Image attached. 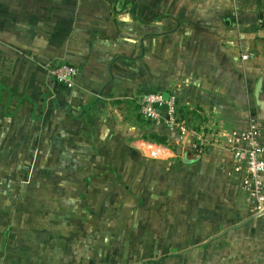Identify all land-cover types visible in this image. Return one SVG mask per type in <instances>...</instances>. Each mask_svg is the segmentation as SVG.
I'll return each instance as SVG.
<instances>
[{
    "label": "crops",
    "instance_id": "1",
    "mask_svg": "<svg viewBox=\"0 0 264 264\" xmlns=\"http://www.w3.org/2000/svg\"><path fill=\"white\" fill-rule=\"evenodd\" d=\"M56 64L77 67L72 88ZM157 92L188 112L184 139L165 107L161 125L140 114ZM260 99L264 0H0V264H100L101 234L264 264L228 146Z\"/></svg>",
    "mask_w": 264,
    "mask_h": 264
},
{
    "label": "built area",
    "instance_id": "2",
    "mask_svg": "<svg viewBox=\"0 0 264 264\" xmlns=\"http://www.w3.org/2000/svg\"><path fill=\"white\" fill-rule=\"evenodd\" d=\"M244 59L248 56L244 55ZM56 81L68 88L76 83L78 69L70 64H56L51 68ZM162 107L166 108V122L184 139L190 132L185 121L178 119L177 97L170 95L168 99L161 92L148 93L141 102L142 116L161 125L165 120ZM228 146L233 155V171L238 177L240 189L246 193L250 201L253 215H264V122L251 117L244 129L232 130L228 138Z\"/></svg>",
    "mask_w": 264,
    "mask_h": 264
},
{
    "label": "rangeland",
    "instance_id": "3",
    "mask_svg": "<svg viewBox=\"0 0 264 264\" xmlns=\"http://www.w3.org/2000/svg\"><path fill=\"white\" fill-rule=\"evenodd\" d=\"M139 237L138 234H101L99 240L96 241L97 244H94L93 257L98 258L100 264H135L152 258L159 259L151 260L148 264H188L185 251L182 250L183 247L180 249H149L147 248L149 243L140 242V244ZM129 240L130 243L126 248L123 245ZM85 254L91 256V250L85 251Z\"/></svg>",
    "mask_w": 264,
    "mask_h": 264
},
{
    "label": "water",
    "instance_id": "4",
    "mask_svg": "<svg viewBox=\"0 0 264 264\" xmlns=\"http://www.w3.org/2000/svg\"><path fill=\"white\" fill-rule=\"evenodd\" d=\"M227 24H230V20L229 19H225ZM165 98L168 99L169 98V94H164ZM259 96V93H258ZM259 104H260V110H261V114H260V120L264 121V100L260 99L259 100ZM201 158L200 154H195L193 152H187L185 153V155L183 156V161L185 163H192L195 162L197 160H199Z\"/></svg>",
    "mask_w": 264,
    "mask_h": 264
},
{
    "label": "trees",
    "instance_id": "5",
    "mask_svg": "<svg viewBox=\"0 0 264 264\" xmlns=\"http://www.w3.org/2000/svg\"><path fill=\"white\" fill-rule=\"evenodd\" d=\"M186 115H188V112H186L185 114H183L182 111H181V114H180V112H179V110H178V119H179V120H181V121L185 120ZM148 121H149V120H148ZM146 138H147V139H152L153 141H156V142H158V143H160V144H163V145H166V144H167V139H166V137L159 136V135H157V134H155V133L150 134V136H148V137H146Z\"/></svg>",
    "mask_w": 264,
    "mask_h": 264
}]
</instances>
